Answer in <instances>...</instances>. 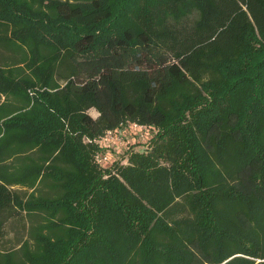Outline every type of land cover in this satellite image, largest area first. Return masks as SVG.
Wrapping results in <instances>:
<instances>
[{
  "label": "trees",
  "instance_id": "obj_1",
  "mask_svg": "<svg viewBox=\"0 0 264 264\" xmlns=\"http://www.w3.org/2000/svg\"><path fill=\"white\" fill-rule=\"evenodd\" d=\"M0 264H264V0H0Z\"/></svg>",
  "mask_w": 264,
  "mask_h": 264
},
{
  "label": "built area",
  "instance_id": "obj_2",
  "mask_svg": "<svg viewBox=\"0 0 264 264\" xmlns=\"http://www.w3.org/2000/svg\"><path fill=\"white\" fill-rule=\"evenodd\" d=\"M124 127H128V129H130L134 133H136L135 131L141 132V133L144 131H147V128L145 125H142L136 122H129L125 124ZM122 128H120L116 132L112 130H108L105 132L103 137L99 139V144L106 150L96 154L95 161L97 163L104 164L105 162H109L111 160V154L109 153L108 148L110 147L112 148V146L117 147L119 145L117 141L119 140V136H120V132Z\"/></svg>",
  "mask_w": 264,
  "mask_h": 264
},
{
  "label": "rangeland",
  "instance_id": "obj_3",
  "mask_svg": "<svg viewBox=\"0 0 264 264\" xmlns=\"http://www.w3.org/2000/svg\"><path fill=\"white\" fill-rule=\"evenodd\" d=\"M92 115H95V111H91ZM134 133L128 127H123L120 132L119 140L117 141L119 143V147H114L108 148L109 153L111 154V159L112 160H118L121 158V153H123V149L125 147H130L131 144H133L135 141H145L147 138V131L144 132H137ZM115 143V142H113ZM135 146V145H134ZM109 162H105L104 165H108Z\"/></svg>",
  "mask_w": 264,
  "mask_h": 264
}]
</instances>
